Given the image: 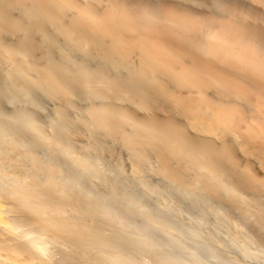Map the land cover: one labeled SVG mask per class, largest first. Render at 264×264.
<instances>
[{
    "label": "clouds",
    "instance_id": "9594fccd",
    "mask_svg": "<svg viewBox=\"0 0 264 264\" xmlns=\"http://www.w3.org/2000/svg\"><path fill=\"white\" fill-rule=\"evenodd\" d=\"M0 264H264V0H0Z\"/></svg>",
    "mask_w": 264,
    "mask_h": 264
}]
</instances>
